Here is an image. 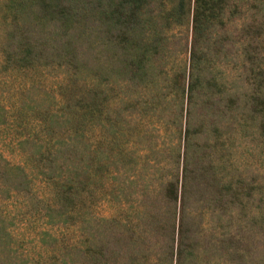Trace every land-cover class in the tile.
<instances>
[{
	"label": "trees",
	"instance_id": "trees-1",
	"mask_svg": "<svg viewBox=\"0 0 264 264\" xmlns=\"http://www.w3.org/2000/svg\"><path fill=\"white\" fill-rule=\"evenodd\" d=\"M241 1H0V72L41 63L59 71L47 87L37 78L45 107L36 96L18 106L21 91L0 93V264L194 263L212 191L223 198L222 159L210 156L238 132L242 107L264 129L256 45L264 23ZM224 50L241 55L236 68L257 87L253 108L226 85L215 56ZM6 81L0 74V86ZM3 141L30 171L4 154ZM25 196L44 209L30 240L17 235L8 208ZM229 238L214 264L250 258Z\"/></svg>",
	"mask_w": 264,
	"mask_h": 264
},
{
	"label": "rangeland",
	"instance_id": "rangeland-1",
	"mask_svg": "<svg viewBox=\"0 0 264 264\" xmlns=\"http://www.w3.org/2000/svg\"><path fill=\"white\" fill-rule=\"evenodd\" d=\"M241 2L250 3L253 7H256L255 16L258 17V23H264V5L260 0H242ZM227 5H231L230 2ZM204 27L207 34L211 33L210 35L218 34L220 30L219 26H211L207 22H204ZM187 33L190 34L189 29ZM258 33L256 45L258 50L264 54V24L262 27L259 26ZM233 38H235V35L231 36V39ZM232 47H235V44ZM235 54V51L233 56L231 50H224L223 53L220 52L215 56L218 63L221 64L220 67L223 73H225L228 88L234 89L237 87V95L240 100L245 101V104L253 108L252 101L254 100L252 98L256 94L257 87H253L250 79L240 67L239 69L236 68L240 66L241 55L235 56ZM1 70H3V72H0L1 76L7 78V81L0 86V93L10 90L12 93L18 94L17 91H21L23 93L21 101L24 102L17 105H22L23 108L32 105V99L35 96L38 97L40 106L45 107L48 100L45 98L42 89L38 88L40 86L37 78L43 80V85L47 87L49 81L51 82V77L59 75L58 70L52 71L50 68L43 66L42 63L40 65L36 64L34 68H31V71L13 70L14 72L10 77H8L10 72H6L7 68L2 67ZM23 82L26 86L19 89L17 86L22 85ZM259 89L262 91L261 85ZM247 101L249 102L247 103ZM244 108L242 107L238 113L240 124L238 132L235 134L227 132L229 136L227 135L228 137L222 139L226 150L224 148L220 154L217 153V156L214 154L213 158L210 156L213 160L220 157L222 159V162L219 160L218 170L223 175V183L221 182L223 198L214 197L216 195L212 191L211 198L207 203L208 210L205 218L201 221V229L192 239V254L195 257L193 264H214L219 252L224 253L223 251L229 245H232L229 238L232 234L242 241L241 245L250 253L249 259L242 263L240 261L238 264H264V129L262 125L260 127L257 124L256 117L253 119L252 114L251 116L248 115ZM135 120L137 121V118H132L130 125H133ZM136 125V128L141 129L153 128L158 124L152 121V123L142 122L141 124L136 122ZM227 129L229 131V128ZM136 135V139L139 141H145L148 138L144 134ZM1 143L4 154H7L10 160L23 162L30 171L28 161L23 158L17 149L4 141ZM210 155L212 154L210 153ZM7 179L6 181H15L12 175H9ZM209 181L213 184L211 178L208 179ZM214 184L213 188L215 189L216 185ZM24 199V203L14 202L15 204L8 208L18 214L13 226L17 235L30 240L35 229L40 226L39 223L42 220L41 216L44 209L27 196ZM45 219L43 217L44 221ZM86 258L85 255L77 253L76 259L79 262H84ZM122 261L125 262V259H122ZM19 262L18 259L14 260V264ZM182 264L192 263L184 261Z\"/></svg>",
	"mask_w": 264,
	"mask_h": 264
}]
</instances>
